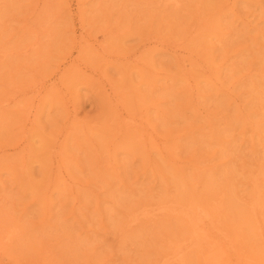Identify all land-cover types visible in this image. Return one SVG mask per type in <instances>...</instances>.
<instances>
[{
	"label": "rangeland",
	"instance_id": "obj_1",
	"mask_svg": "<svg viewBox=\"0 0 264 264\" xmlns=\"http://www.w3.org/2000/svg\"><path fill=\"white\" fill-rule=\"evenodd\" d=\"M178 1L0 0V264H264V0Z\"/></svg>",
	"mask_w": 264,
	"mask_h": 264
},
{
	"label": "bare ground",
	"instance_id": "obj_2",
	"mask_svg": "<svg viewBox=\"0 0 264 264\" xmlns=\"http://www.w3.org/2000/svg\"><path fill=\"white\" fill-rule=\"evenodd\" d=\"M168 1L173 3V4L179 3L178 0H168ZM184 74L186 75V77H188L190 79V77H191L190 71L185 70ZM123 102L124 101L122 98H119V97L114 95L113 103H114L118 113L122 111L121 105H123ZM126 119H127L126 124H128L131 127L137 128V125L134 124L135 119L133 117L127 116ZM60 145H59V147L61 148L63 145H61V146ZM57 154L59 155L58 152H57ZM258 206H261L259 198L256 199L255 203L253 204L254 211H256L258 209ZM165 209L181 213V214H183V216L189 218V220H190L192 226L194 227L195 231L206 230V228H207L206 218L209 217V214H208L206 209L201 208L200 206H196V207H192V206H190V207L189 206L188 207L171 206L169 208H164V210ZM151 212H152V210H147L146 212H144V214H149ZM209 229H210V226H209ZM208 235L211 236L212 234H210L208 232ZM14 236L15 235L13 234L12 236H9L8 238L12 239V237H14ZM205 238H199V239L196 238L194 241L196 243H200L201 241H204ZM236 260L237 261L234 262L233 258H231V257L229 259L225 260L224 257L221 256V254H219L217 251H214L210 256L207 257L206 261H208L210 264H254V263H251L250 261L246 260L245 258H242L241 256H237Z\"/></svg>",
	"mask_w": 264,
	"mask_h": 264
}]
</instances>
